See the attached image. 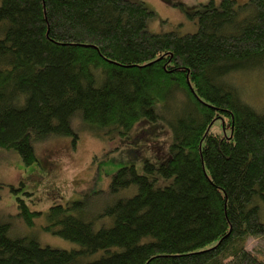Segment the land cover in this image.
Listing matches in <instances>:
<instances>
[{"label":"trees","instance_id":"1","mask_svg":"<svg viewBox=\"0 0 264 264\" xmlns=\"http://www.w3.org/2000/svg\"><path fill=\"white\" fill-rule=\"evenodd\" d=\"M153 14L136 0H0V149L45 165L35 147L73 145L83 127L123 147L109 184L129 193L92 217L80 200L52 203L43 229L73 248L0 222V264H264L246 247L264 240V103L251 77L264 76V0H209L183 34L150 32ZM14 198L28 224L42 214Z\"/></svg>","mask_w":264,"mask_h":264},{"label":"rangeland","instance_id":"2","mask_svg":"<svg viewBox=\"0 0 264 264\" xmlns=\"http://www.w3.org/2000/svg\"><path fill=\"white\" fill-rule=\"evenodd\" d=\"M136 1H143L154 12L153 16L147 20V28L150 32L177 31L183 34L194 32L197 28V23L191 20L187 13L195 11L209 0ZM214 1L219 2V0ZM236 1L242 3L246 0ZM251 77L253 83L257 85L255 92L263 97L262 101L254 102L260 107L264 103V76L256 71ZM247 82L249 80L245 81ZM260 87L262 92L259 90ZM80 130L82 132L73 145L70 143V137L62 136L45 139L38 144V149L37 146L35 147V155L39 161L43 159L48 170L41 163L39 165L32 162L25 165L21 156L14 150L0 149V222L4 221L10 225L12 235L33 237L43 246L73 248L76 244L72 241L55 236L43 229L48 222L45 212L52 203L80 200L89 210V216H93L119 196L129 195L125 190L118 193L111 192L109 184L111 173L117 167L127 163L123 147L116 148L119 143L111 140H99L83 127ZM211 132H223V125L219 120L212 123ZM167 135L163 134L156 141L149 142V150L155 152V147L160 142L166 141ZM144 149L148 151V147L144 146ZM135 165L138 171H142L139 168V160L135 162ZM11 187L19 188V190L13 191ZM24 191L31 195L27 197L22 193ZM15 195L24 198L29 209L42 212L32 218L33 224H28L22 215H18L19 209H17ZM260 203L261 220L264 223V201ZM246 242L248 250L264 251L263 239L249 237Z\"/></svg>","mask_w":264,"mask_h":264}]
</instances>
